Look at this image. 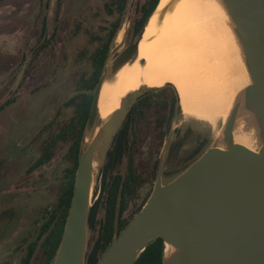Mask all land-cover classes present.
<instances>
[{"label": "rangeland", "instance_id": "obj_1", "mask_svg": "<svg viewBox=\"0 0 264 264\" xmlns=\"http://www.w3.org/2000/svg\"><path fill=\"white\" fill-rule=\"evenodd\" d=\"M59 1L60 9L56 13L58 0H0L1 233L15 232L21 236L25 231L38 230L56 203L58 181L66 168L61 152L46 166L28 173L39 157L38 137L42 129L70 116L63 105L73 97L74 84L86 69V60L82 58L91 49L88 33L96 31L103 12L100 0ZM137 2L129 0L124 23L110 46L103 73H110L115 58L138 37L133 31L140 17ZM42 18L47 24L46 40L50 39L51 43L39 50L36 40ZM160 93L148 102L150 109L130 138L129 155L141 181L125 217L147 202L160 163L162 181L167 184L213 147L224 127L222 119L211 125L185 117L180 107L168 115L163 111L164 98ZM9 101L12 103L8 104ZM129 155L116 162L111 171L107 157L96 162L91 207L102 196L105 177L125 175ZM97 237L98 228L89 230L86 255L93 250ZM12 245L9 242L4 249L0 248V260L12 250Z\"/></svg>", "mask_w": 264, "mask_h": 264}, {"label": "water", "instance_id": "obj_2", "mask_svg": "<svg viewBox=\"0 0 264 264\" xmlns=\"http://www.w3.org/2000/svg\"><path fill=\"white\" fill-rule=\"evenodd\" d=\"M220 1L232 22L250 77V85L238 95L224 123L220 136L223 147L219 149L216 142L167 184H163L160 163L147 202L96 264H135L158 239L165 245L162 264H264V0ZM144 28L115 58L110 73L102 74L93 92L71 204L52 264H85L94 162L107 157L132 105L158 90L140 88L129 94L97 136L85 143L99 116L104 80L134 59ZM239 119L254 126L257 152L234 143L233 131Z\"/></svg>", "mask_w": 264, "mask_h": 264}, {"label": "bare ground", "instance_id": "obj_3", "mask_svg": "<svg viewBox=\"0 0 264 264\" xmlns=\"http://www.w3.org/2000/svg\"><path fill=\"white\" fill-rule=\"evenodd\" d=\"M117 39L121 41V33ZM167 85L175 89L185 117L211 125L220 119L226 122L238 94L250 85L232 22L220 0H160L134 59L104 80L99 116L85 143L97 136L100 123L120 108L127 95ZM233 140L252 152L259 149L255 128L248 120L236 121ZM216 146L222 149L220 138ZM170 252L167 246L166 253Z\"/></svg>", "mask_w": 264, "mask_h": 264}, {"label": "trees", "instance_id": "obj_4", "mask_svg": "<svg viewBox=\"0 0 264 264\" xmlns=\"http://www.w3.org/2000/svg\"><path fill=\"white\" fill-rule=\"evenodd\" d=\"M102 2L101 24L95 32L88 33L91 49L83 56L86 60V69L74 84V95L63 105L70 113L66 121L51 122L40 132L39 157L29 168L28 173H33L53 161L58 154L64 153L63 163L66 168L58 181L55 209L49 213L47 220L42 225V235L51 231L52 263L54 261L60 240L63 234L65 221L73 195L75 173L78 166L81 142L93 99V92L104 72L108 60L110 46L122 28L127 12L129 0H100ZM160 0H138L136 8L140 17L134 23V33L138 35L158 7ZM60 1L57 2L56 13L59 12ZM43 33L46 29V19L43 23ZM55 33L51 36L52 40ZM81 59L80 63H83ZM159 91L149 92L139 98L129 110L124 119L107 158L111 161L109 171L116 162H121L124 156L130 153L131 135L137 129L138 123L150 109L148 102L160 93L164 98L163 111L172 115L174 109H179L178 96L171 85ZM12 103L11 101L8 104ZM166 114V115H167ZM64 151V152H63ZM124 176H107L104 178L102 196L94 202L89 212L88 227L95 231L98 228V237L93 250L86 255L85 264H96L104 254L110 243L116 239L127 224L137 215L140 207L128 217L125 213L133 199L136 188L140 185L141 176L129 155ZM146 203V202H145ZM94 206V207H93ZM100 212L102 217L99 218ZM165 245L161 239L149 244L140 254L135 264H162Z\"/></svg>", "mask_w": 264, "mask_h": 264}, {"label": "flooded vegetation", "instance_id": "obj_5", "mask_svg": "<svg viewBox=\"0 0 264 264\" xmlns=\"http://www.w3.org/2000/svg\"><path fill=\"white\" fill-rule=\"evenodd\" d=\"M44 21L45 18H42L39 23V35L36 40L39 50L46 49L51 43L50 39L46 40L47 24L43 33ZM54 209L55 204L49 211ZM41 227L42 225L33 232L25 231L21 236L15 232H0V248L4 249L9 242L13 243L12 250L0 260V264H52L51 231L42 235Z\"/></svg>", "mask_w": 264, "mask_h": 264}]
</instances>
